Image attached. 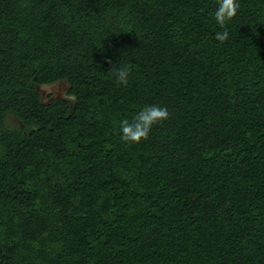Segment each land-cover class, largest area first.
<instances>
[{
  "label": "trees",
  "instance_id": "trees-1",
  "mask_svg": "<svg viewBox=\"0 0 264 264\" xmlns=\"http://www.w3.org/2000/svg\"><path fill=\"white\" fill-rule=\"evenodd\" d=\"M238 3L221 45L216 0H0V264H264V0Z\"/></svg>",
  "mask_w": 264,
  "mask_h": 264
},
{
  "label": "clouds",
  "instance_id": "clouds-1",
  "mask_svg": "<svg viewBox=\"0 0 264 264\" xmlns=\"http://www.w3.org/2000/svg\"><path fill=\"white\" fill-rule=\"evenodd\" d=\"M239 8L238 0H216V10L212 14V19L222 31H217L214 39L221 45L229 39L226 25L235 18ZM131 71L130 64L119 65L118 68L113 67L109 74H115V82L118 86L127 87ZM168 119L167 108L158 105L144 106L132 120L122 119L119 122L120 139L125 144H138L149 138L153 127L162 125Z\"/></svg>",
  "mask_w": 264,
  "mask_h": 264
},
{
  "label": "rangeland",
  "instance_id": "rangeland-1",
  "mask_svg": "<svg viewBox=\"0 0 264 264\" xmlns=\"http://www.w3.org/2000/svg\"><path fill=\"white\" fill-rule=\"evenodd\" d=\"M66 88L67 86L64 82H57L52 85L37 87L44 102L64 97ZM7 123L11 126H15L18 124V121L15 117H9Z\"/></svg>",
  "mask_w": 264,
  "mask_h": 264
}]
</instances>
